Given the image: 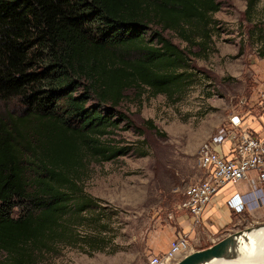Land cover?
<instances>
[{"label": "trees", "instance_id": "obj_1", "mask_svg": "<svg viewBox=\"0 0 264 264\" xmlns=\"http://www.w3.org/2000/svg\"><path fill=\"white\" fill-rule=\"evenodd\" d=\"M257 1L245 0V16ZM217 10L216 0H0V264H37L78 240L79 221L98 223L80 182L90 161L127 153L106 138L135 129L120 105L180 94L187 50L163 32L200 55Z\"/></svg>", "mask_w": 264, "mask_h": 264}, {"label": "rangeland", "instance_id": "obj_2", "mask_svg": "<svg viewBox=\"0 0 264 264\" xmlns=\"http://www.w3.org/2000/svg\"><path fill=\"white\" fill-rule=\"evenodd\" d=\"M216 1L219 10L211 15L210 42L200 55L174 32H163L187 50L190 83L172 98L144 93L141 102L124 99L120 109L135 129L115 130L106 138L128 147L127 153L88 163L80 183L95 198L98 223L79 221L74 226L78 240L58 246L37 264H148L151 256L161 255L148 247L150 238L179 231L176 213L167 216L184 188L203 178L197 166L200 142L232 115L264 114V58L257 54L264 32V0L256 2L251 16L243 14L245 0ZM248 171L256 173L249 169L245 176ZM241 213L230 214L231 223L216 231L217 240L238 230L262 228L252 227L264 222H249ZM97 230L100 242L88 237ZM180 234L187 238L180 232L173 239ZM98 246L102 251H94Z\"/></svg>", "mask_w": 264, "mask_h": 264}, {"label": "built area", "instance_id": "obj_3", "mask_svg": "<svg viewBox=\"0 0 264 264\" xmlns=\"http://www.w3.org/2000/svg\"><path fill=\"white\" fill-rule=\"evenodd\" d=\"M227 143V154L216 149ZM197 166L203 178L187 185L182 196L173 205L172 213L189 215L197 218L212 196L225 184L244 177L249 169L255 170L261 195H264V141L247 128L241 126V119L236 115L228 118L225 124L201 141L197 150ZM248 201L237 192L225 199V205L234 212L246 208ZM185 234L169 242L168 248L160 256H151L148 264H173L177 257L191 252Z\"/></svg>", "mask_w": 264, "mask_h": 264}, {"label": "crops", "instance_id": "obj_4", "mask_svg": "<svg viewBox=\"0 0 264 264\" xmlns=\"http://www.w3.org/2000/svg\"><path fill=\"white\" fill-rule=\"evenodd\" d=\"M240 119L243 128H247L264 141V114L258 116L248 113L240 117ZM216 149L223 154H227V143L216 146ZM243 182L245 184L242 187H238L240 189L236 188L238 184ZM258 188L257 174L254 171H248L241 180L227 183L221 187L206 204L201 214L197 217L196 222V219L194 220L189 215L177 213L175 225L179 231L163 232L162 238L161 235L156 238L153 236L149 240L148 247L152 251L161 254L167 248L168 242L178 233L183 232L187 234L188 242L193 250L205 248L212 244L214 239L217 240V230L231 223L230 214L239 215L242 212L241 214H244L245 218L249 219V222H264V195H261ZM234 192L243 195L248 201L246 208L240 212H234L225 205V199Z\"/></svg>", "mask_w": 264, "mask_h": 264}, {"label": "bare ground", "instance_id": "obj_5", "mask_svg": "<svg viewBox=\"0 0 264 264\" xmlns=\"http://www.w3.org/2000/svg\"><path fill=\"white\" fill-rule=\"evenodd\" d=\"M235 245L232 256L218 257L203 264H264V227L244 231Z\"/></svg>", "mask_w": 264, "mask_h": 264}, {"label": "water", "instance_id": "obj_6", "mask_svg": "<svg viewBox=\"0 0 264 264\" xmlns=\"http://www.w3.org/2000/svg\"><path fill=\"white\" fill-rule=\"evenodd\" d=\"M256 227H264V223L254 225L252 228ZM250 230L251 228H246L227 234L205 248L189 252L173 264H203L218 257L232 256L234 254V247L236 246L235 243L238 237L242 236L244 231Z\"/></svg>", "mask_w": 264, "mask_h": 264}]
</instances>
